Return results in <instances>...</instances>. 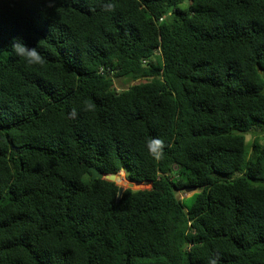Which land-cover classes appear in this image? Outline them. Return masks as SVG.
Here are the masks:
<instances>
[{"label":"trees","instance_id":"obj_1","mask_svg":"<svg viewBox=\"0 0 264 264\" xmlns=\"http://www.w3.org/2000/svg\"><path fill=\"white\" fill-rule=\"evenodd\" d=\"M263 72L264 0H0V264H264Z\"/></svg>","mask_w":264,"mask_h":264},{"label":"clouds","instance_id":"obj_2","mask_svg":"<svg viewBox=\"0 0 264 264\" xmlns=\"http://www.w3.org/2000/svg\"><path fill=\"white\" fill-rule=\"evenodd\" d=\"M104 7H105L106 11H111V9H112V5L110 3L105 5ZM8 47L15 54L16 57L22 58L25 61V63H27L29 65H38V64L43 63V57L40 54V52L37 50V47L35 45L29 46L24 41V39L22 37H19V36L12 37L10 42H9ZM146 146H147V149H148L150 155L153 157L154 160L161 161L164 158V155H165L164 147H165V145L161 139L152 138V139L147 141ZM121 171H122L123 176H124L123 170H121ZM130 183H132V182H130ZM133 184H143V183H133ZM126 189H129V188H126ZM181 199H183V198H181ZM212 264H214V262H212Z\"/></svg>","mask_w":264,"mask_h":264},{"label":"rangeland","instance_id":"obj_3","mask_svg":"<svg viewBox=\"0 0 264 264\" xmlns=\"http://www.w3.org/2000/svg\"><path fill=\"white\" fill-rule=\"evenodd\" d=\"M261 81H262V83H263V85H264V72L262 73V75H261ZM114 88H115V90L116 91H121V89H123V88H127V85H124V84H122L119 80L118 81H116V80H114ZM255 136V134H252V136L251 135H249V136H247V143H251V141H252V138ZM250 137V138H249ZM117 175V174H116ZM118 179H119V183H118V185H120V186H124L125 188H129V189H132V190H144V189H148V188H150V184H139V185H137V184H133V186H129V182L130 181H128L124 176H123V173H119L118 174ZM195 192V191H194ZM194 192H183V193H179V195H178V197H180V198H184L185 200L183 201L184 202V205L186 206V207H190L191 206V204H192V202H193V194H194Z\"/></svg>","mask_w":264,"mask_h":264},{"label":"water","instance_id":"obj_4","mask_svg":"<svg viewBox=\"0 0 264 264\" xmlns=\"http://www.w3.org/2000/svg\"><path fill=\"white\" fill-rule=\"evenodd\" d=\"M91 171V177H92V180L94 179H104V180H107L109 182H112V183H116L118 184L120 181L118 179V175H102L100 174L95 168H91L90 169ZM122 173V171H121ZM119 188H118V193H117V200L116 202H119L124 190L126 189L124 186H120L118 185ZM186 192H194L195 190L194 189H186L185 190Z\"/></svg>","mask_w":264,"mask_h":264}]
</instances>
